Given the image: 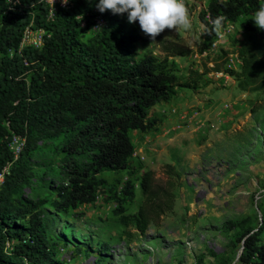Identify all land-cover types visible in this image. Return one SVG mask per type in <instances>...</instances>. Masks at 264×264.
<instances>
[{
	"label": "rangeland",
	"instance_id": "obj_1",
	"mask_svg": "<svg viewBox=\"0 0 264 264\" xmlns=\"http://www.w3.org/2000/svg\"><path fill=\"white\" fill-rule=\"evenodd\" d=\"M186 2L193 31L165 30L158 42L135 44L137 56L152 58L159 70L176 77V85L167 102L147 111L155 128L129 133L128 167L104 175V190L94 203L76 209L60 204L57 193L69 187V168L57 154L59 138L42 136L23 162L28 177L13 196L39 207L57 264H242L237 237L264 222V70H243V55L259 28L252 16L225 23L224 37L215 36L211 49L212 42L197 31L207 19V0ZM97 3H87L86 11L116 17L144 37L127 13H101ZM93 35L87 32L81 41ZM236 53L240 65L229 68ZM145 171L153 172L155 188L170 192L173 205L141 234L115 214L113 194L129 180L133 193L124 214H135L144 200L139 180Z\"/></svg>",
	"mask_w": 264,
	"mask_h": 264
},
{
	"label": "trees",
	"instance_id": "obj_2",
	"mask_svg": "<svg viewBox=\"0 0 264 264\" xmlns=\"http://www.w3.org/2000/svg\"><path fill=\"white\" fill-rule=\"evenodd\" d=\"M18 3L12 6L0 0V171L11 163L0 186V264H57L56 248L46 238L39 207L13 196L28 177L24 160L42 136L59 138L57 154L69 168V187L58 189L60 204L76 209L94 203L104 190V175L127 169L133 154L129 133L155 128L156 121L147 118V111L169 100L177 79L159 70L152 58L137 56L135 44L153 40L116 17H103L102 32L82 42L94 16L86 11L85 0H74L73 9H58L51 19L44 0ZM261 3L264 0H207V19L202 22L208 24L217 15L226 16V23L250 18ZM86 13L89 19L82 29L76 17ZM30 24L50 36L42 48H24L18 54L22 32ZM206 38L211 43L215 35ZM159 40L160 35L155 42ZM249 47L243 55V70H264V31L259 29ZM13 136L25 140L16 160L9 150ZM80 158L82 162L73 161ZM154 182L153 172L141 175L144 200L133 215L124 214L123 208L132 198L131 182L126 180L121 191L113 194L115 214L141 234L173 205L170 192L155 188ZM263 232L264 222L237 237L240 263L264 264ZM13 240L16 243L9 248Z\"/></svg>",
	"mask_w": 264,
	"mask_h": 264
},
{
	"label": "clouds",
	"instance_id": "obj_3",
	"mask_svg": "<svg viewBox=\"0 0 264 264\" xmlns=\"http://www.w3.org/2000/svg\"><path fill=\"white\" fill-rule=\"evenodd\" d=\"M68 2L69 0H62L64 5ZM96 7L101 13L106 10L117 15L127 13L128 22L138 21L142 32L151 37L153 42L165 30L191 32L194 28V16L186 0H98ZM251 20L257 28L264 31V3L259 5ZM226 21V16L217 15L210 18L208 24L200 22L198 34L201 37L214 34L222 39ZM97 31L102 32L99 26L91 30Z\"/></svg>",
	"mask_w": 264,
	"mask_h": 264
},
{
	"label": "built area",
	"instance_id": "obj_4",
	"mask_svg": "<svg viewBox=\"0 0 264 264\" xmlns=\"http://www.w3.org/2000/svg\"><path fill=\"white\" fill-rule=\"evenodd\" d=\"M49 8L48 10V19H51L53 14L58 10V9H62V10H71L74 8V0H69V2L67 3V5H64L62 3V0H44ZM87 3L93 2L94 0H85ZM9 4H11L12 6L18 5V0H8ZM87 19H89V14H83V15H78L76 17V20L79 23L80 28L84 29L87 27ZM104 18L102 15L96 14L91 18V24L89 26L88 32L94 28H96L97 26H99L101 28V30L104 28ZM100 31L97 32H92V33H98ZM50 36V34L45 31L44 29L41 28H34L32 26V24L28 25L27 27H25L24 31L22 32V36L17 48V53L20 54V52L24 49V48H33V49H40L43 47L44 41L46 38H48ZM216 46L215 42H212L211 44V49H213V47ZM13 55V51H10L9 56L12 57ZM229 68H234L236 67L235 64H237V66L240 65V61L238 58V54H234V55H230L229 57ZM24 138H21L19 136H13L11 139V142L9 144V150L12 153L13 156V160H16L22 150V147L24 145ZM10 166L11 163L7 164L1 171H0V186L3 183V179L4 176L9 174V170H10Z\"/></svg>",
	"mask_w": 264,
	"mask_h": 264
}]
</instances>
